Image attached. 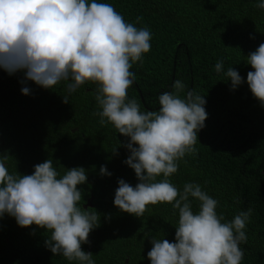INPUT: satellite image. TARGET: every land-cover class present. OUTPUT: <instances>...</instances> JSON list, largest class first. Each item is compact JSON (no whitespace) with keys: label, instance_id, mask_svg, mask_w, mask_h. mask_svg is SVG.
Masks as SVG:
<instances>
[{"label":"trees","instance_id":"16d2710c","mask_svg":"<svg viewBox=\"0 0 264 264\" xmlns=\"http://www.w3.org/2000/svg\"><path fill=\"white\" fill-rule=\"evenodd\" d=\"M101 2L111 4L126 22L151 31V49L130 69L136 79L127 90L141 110H158L159 95L173 91L177 79L185 92L205 95L208 118L198 132L197 152L178 162L170 181L179 190L187 182L200 184L219 202L217 212L225 221L252 208L247 241L240 245L241 264H264V107L246 82L232 90L230 81L214 71L223 59L225 71L234 67L246 81L252 70L246 56L264 43V10L255 7L256 0ZM0 75V158H7L9 171L31 174L46 159L61 175L83 167L88 180L78 186L79 206L92 199L89 211L100 218L83 250L96 264H150L151 237L145 235L174 241L178 213L170 203H157L136 217L114 205L118 180L133 186L138 180L124 163L128 138L93 115L99 110L96 85L84 84L65 103L66 82L43 89L29 81L31 94L24 95L22 73L0 69ZM102 165L111 176L100 174ZM48 235L35 225L22 228L6 214L0 218V264H75L46 247Z\"/></svg>","mask_w":264,"mask_h":264},{"label":"clouds","instance_id":"9594fccd","mask_svg":"<svg viewBox=\"0 0 264 264\" xmlns=\"http://www.w3.org/2000/svg\"><path fill=\"white\" fill-rule=\"evenodd\" d=\"M255 7L264 10V0H256ZM151 39L147 26L126 22L101 0H0V69L23 74L24 95L31 94L29 81L43 89L66 82L65 103L84 84H95L99 110L93 115L128 138L124 163L138 180L134 186L118 180L114 205L136 217L157 203H170L178 213L174 241L145 235L151 237L150 264H241L240 245L247 241L252 208L225 221L217 212L219 202L200 184L187 182L179 190L170 181L178 162L197 152L198 132L208 118L205 95L185 92L186 85L177 79L173 91L159 95L158 110H141L136 99L128 98L136 79L130 69L143 62ZM246 57L252 69L246 81L234 67L225 71L223 59L214 71L230 81L232 90L246 82L264 107V43ZM6 159L0 158V218L7 214L22 228L46 230L45 245L54 255L75 264H96L82 248L100 224L96 212L79 206L78 186L87 182L86 170L78 166L61 175L46 159L31 174H14ZM100 174L112 175L106 165Z\"/></svg>","mask_w":264,"mask_h":264},{"label":"water","instance_id":"95a60500","mask_svg":"<svg viewBox=\"0 0 264 264\" xmlns=\"http://www.w3.org/2000/svg\"><path fill=\"white\" fill-rule=\"evenodd\" d=\"M1 76V75H0ZM0 85H1V78H0ZM92 202H93V200L91 199V200H88V204L86 205V206H84V208L87 210L89 207H92L93 205H92Z\"/></svg>","mask_w":264,"mask_h":264},{"label":"flooded vegetation","instance_id":"af4514ba","mask_svg":"<svg viewBox=\"0 0 264 264\" xmlns=\"http://www.w3.org/2000/svg\"><path fill=\"white\" fill-rule=\"evenodd\" d=\"M73 168H74V167H73ZM87 204H88V203H86V204L83 205V209H84V210H86V209L84 208V206H86ZM89 209H90V207H89L87 210L89 211Z\"/></svg>","mask_w":264,"mask_h":264}]
</instances>
